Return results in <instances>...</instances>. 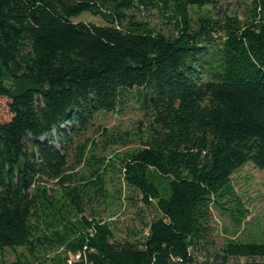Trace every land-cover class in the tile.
<instances>
[{
  "label": "trees",
  "instance_id": "16d2710c",
  "mask_svg": "<svg viewBox=\"0 0 264 264\" xmlns=\"http://www.w3.org/2000/svg\"><path fill=\"white\" fill-rule=\"evenodd\" d=\"M215 5L0 0V97L12 114L0 122V253L39 252V264H264V241L217 243L211 214L236 220L232 175L248 163L264 171V0L242 19L200 12ZM152 8L173 33L141 17ZM85 13L106 25L73 22ZM131 99L149 123L119 173L157 215L146 235L116 240L91 207L107 199L101 155L127 133L102 130L100 147L85 136L96 115Z\"/></svg>",
  "mask_w": 264,
  "mask_h": 264
},
{
  "label": "rangeland",
  "instance_id": "374dc122",
  "mask_svg": "<svg viewBox=\"0 0 264 264\" xmlns=\"http://www.w3.org/2000/svg\"><path fill=\"white\" fill-rule=\"evenodd\" d=\"M251 0H216L215 9L204 7L201 13L212 11L226 12L229 15L245 17V9ZM195 14V13H194ZM141 17L146 18L151 26L164 33L174 32L173 25L167 23L156 9L152 8L141 12ZM74 23L94 25H106L98 15L85 13L73 19ZM9 101L0 97V122H7L12 114L8 107ZM148 117L139 110L133 99L128 101L122 111L117 113L98 114L85 136L90 143L100 147L102 130L111 133H127L124 145L111 146L101 156L105 162L111 164L107 173V199L94 202L93 213L103 222L108 223L116 240L135 238L147 234L146 226L153 220L157 213L152 205L146 206L141 202V195L126 186L121 173H119V157L125 152L142 147L141 136L144 135L148 126ZM45 139V138H44ZM42 139V140H44ZM48 139V138H46ZM55 145H57L55 143ZM73 153L70 162H73ZM71 164V163H70ZM73 164V163H72ZM71 164V165H72ZM81 168H76L80 172ZM232 183L238 197L242 214L237 217L239 224L233 220L227 210L212 209V221L214 226V238L217 243L225 238L236 240L264 241V171L257 169L248 163L232 175ZM229 205V204H228ZM231 205V204H230ZM233 208L237 205H232ZM72 257V256H71ZM71 259V258H69ZM197 264H217L211 258L205 259L198 256ZM240 261H244L241 259ZM234 262V261H233ZM39 264V252L32 258L24 248L4 250L0 253V264Z\"/></svg>",
  "mask_w": 264,
  "mask_h": 264
},
{
  "label": "built area",
  "instance_id": "2783aa9c",
  "mask_svg": "<svg viewBox=\"0 0 264 264\" xmlns=\"http://www.w3.org/2000/svg\"><path fill=\"white\" fill-rule=\"evenodd\" d=\"M80 257H81V253H77V254L73 255V256L71 257V259L69 260V263L72 262V261L79 260Z\"/></svg>",
  "mask_w": 264,
  "mask_h": 264
}]
</instances>
